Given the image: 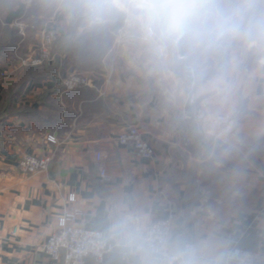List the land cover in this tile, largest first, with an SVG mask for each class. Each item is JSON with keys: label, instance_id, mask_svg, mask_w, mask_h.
I'll list each match as a JSON object with an SVG mask.
<instances>
[{"label": "crops", "instance_id": "0c3cea01", "mask_svg": "<svg viewBox=\"0 0 264 264\" xmlns=\"http://www.w3.org/2000/svg\"><path fill=\"white\" fill-rule=\"evenodd\" d=\"M44 10L24 6L9 26L26 25L29 33L0 54L9 72L0 82V264H60L42 248L58 216L73 210L81 213L76 224L100 231L111 246L93 264H137L109 239L111 220L122 212L151 222L172 215L170 236L210 245L218 264H227L234 248L258 253L254 264H264V56L254 51L256 40L241 48L237 38L225 68L202 80L170 62L156 70L136 54L112 53L117 30L100 56L68 48L54 63L52 48L28 75L10 53L18 43L27 53L40 44ZM73 28L87 29L80 22L61 27L55 44L70 41ZM37 48L23 58L37 56ZM241 49L249 59L236 62ZM76 71L91 84L68 91L63 79ZM209 82L217 86L209 90ZM131 126L153 146L150 159L117 142ZM184 132L192 139L186 147ZM24 154L51 161L26 174L18 167Z\"/></svg>", "mask_w": 264, "mask_h": 264}, {"label": "clouds", "instance_id": "9594fccd", "mask_svg": "<svg viewBox=\"0 0 264 264\" xmlns=\"http://www.w3.org/2000/svg\"><path fill=\"white\" fill-rule=\"evenodd\" d=\"M251 7L229 0H71L68 5L88 29L123 18L152 51L184 49L193 56L253 32L264 34V12L245 20V9ZM216 86L209 82L207 88ZM108 231L109 239L135 256L137 264H218L210 245L174 239L146 216L118 213Z\"/></svg>", "mask_w": 264, "mask_h": 264}, {"label": "built area", "instance_id": "2783aa9c", "mask_svg": "<svg viewBox=\"0 0 264 264\" xmlns=\"http://www.w3.org/2000/svg\"><path fill=\"white\" fill-rule=\"evenodd\" d=\"M55 40V34L52 31L45 30L37 48L38 55L22 58L20 63L31 66L41 65L50 58V51ZM6 76L7 72L0 69V81L5 79ZM90 84V78L79 71L72 72L63 79V86L68 91ZM116 140L119 144L131 148L140 158L150 159L154 154L153 146L143 138L142 133L135 126H131L120 133ZM47 141L55 142L52 136H48ZM179 141L185 147L192 143L191 137L186 132L180 134ZM95 158L100 160L102 154L100 152L95 153ZM50 161V155L38 157L24 154L18 161V167L23 173L32 174L46 170ZM100 175L102 178L105 177L103 169L100 171ZM68 201L73 202L74 195H69ZM80 214L79 210H73L58 216L57 229L48 237L42 248L52 262L93 264L94 262H100L105 253L110 250L111 246L100 231L87 229L76 224ZM172 222L173 218L170 215L168 218L157 219L151 223L163 227L170 234ZM258 259V253L234 248L231 251V260L227 264H254Z\"/></svg>", "mask_w": 264, "mask_h": 264}, {"label": "rangeland", "instance_id": "374dc122", "mask_svg": "<svg viewBox=\"0 0 264 264\" xmlns=\"http://www.w3.org/2000/svg\"><path fill=\"white\" fill-rule=\"evenodd\" d=\"M70 2L71 0H0V46L5 41L3 40L4 37L7 36L9 32L14 31L13 27H8V26L3 25L8 9H11V10L16 9L19 3H23L25 7L30 6L32 8H35V4H37L39 8L45 9L43 12L42 18H41V21L43 23L42 28H44L45 26L46 30L52 31L55 34V36L58 37V33L61 31V27L63 28L64 26H67L70 24L77 25V23L79 22L82 24L81 20L77 16L70 13L68 9V5L70 4ZM229 2L252 5L251 8L245 9V20L246 21L250 19L256 13L264 12V0H229ZM59 24L61 27H59ZM123 25H125L124 28H118L117 30V33H116L117 41H116V44L113 43L112 45L114 46L112 48V53L130 52L132 54H136L138 59H141L142 57L145 58V60L147 59V62L150 64V67L156 70L160 69L163 66L169 67V62L171 63L170 67L174 68L176 65H178V62L175 61V59H178L179 61L182 60V61H185L183 68H185L188 72H190L191 75L193 74V77L195 78V80L196 79L198 80L206 79L205 75L207 74L210 66L212 69L217 67L220 64L221 57H223L224 55H226L227 57V60L225 62V65H226L228 61V57H229L228 55L229 51L232 48L233 49L236 48L234 47V45L236 46V43L238 42L237 39H234L231 42H229L226 46L222 47L220 56L214 55L213 52L207 53L208 49L199 51L194 56L189 54L188 51L184 49H180L182 51V54H180V50H177L174 52L170 51V52L161 54V53L152 51L147 45L142 43L140 39L138 38L134 29L125 20L123 21ZM27 33L29 32H27V27L25 25V27L21 29H17L16 32H14V36L16 37V39H17V35H22V37L24 38L25 36L27 37ZM34 34L35 33L33 34L31 33L32 37L34 36ZM30 37L31 36H29V38L27 39H29V41L31 42L32 39ZM122 37L124 38L122 39ZM251 38H254V40H256L257 42L256 48L254 49V51L257 52V54L264 56V34L253 32L250 36L239 38L241 39L240 40L241 48H242L243 42H246ZM16 39L13 40V42L16 41ZM131 40H134V41L132 42ZM38 45L36 47H39ZM24 47L25 46L22 45V43H18V46L16 47L15 51L12 54L10 53V55L12 56V59L14 57L23 58L22 54L23 52H26L24 51L25 50ZM36 47L32 45L33 49H36ZM33 49L31 52L29 53L26 52V53L30 55V53L33 52ZM51 53H52V50L50 51V54ZM28 55L26 57H28ZM246 55L247 56L244 59L245 53H244V50L241 49V53L237 51V53L234 55V60L236 62H239L243 58V62L244 60L247 61L249 58H248V54ZM160 61H163L165 64L164 65L160 64L161 63ZM4 65L5 64H2L1 67L3 68H0V69H3V70L7 69L4 67ZM22 66H30V65H22ZM166 79H167V76H166Z\"/></svg>", "mask_w": 264, "mask_h": 264}, {"label": "trees", "instance_id": "16d2710c", "mask_svg": "<svg viewBox=\"0 0 264 264\" xmlns=\"http://www.w3.org/2000/svg\"><path fill=\"white\" fill-rule=\"evenodd\" d=\"M10 11H12L11 9L7 10L8 14ZM123 18H115L113 19L109 24H107L106 26H104L101 29H84L81 33H78V31L73 28V38L68 41L63 43V45H58L55 44L54 41V45H53V49H54V63H56L58 57L66 50V49H71L75 54L81 56V55H89V54H93L95 56H100L101 54H103L104 52V47H105V42L106 40H108L109 38H111L112 32H115L116 30H118V28H120L123 25ZM4 26H8L9 25L5 24ZM14 32H16V30L14 29V31L9 32L7 36L4 37L3 40H5L1 46H0V54L5 52L6 50H9L10 47H12L13 44V40L16 39V37L14 36ZM221 50L222 48H211L208 49L207 53L209 52H213L214 55L216 56H220L221 54ZM222 56V55H221ZM227 60L226 55H224L223 57H221V61L220 64L215 67V68H210L208 69L207 74L205 75L206 78L221 72L224 68H225V62ZM185 61L180 60L178 62V65L175 66L176 70H181L183 68ZM27 74L31 75L33 74V72H31V69L29 68V66L27 67ZM12 95V92L9 93V98ZM8 106H9V102H6V106H4V112H6V114H8ZM2 114H0V121Z\"/></svg>", "mask_w": 264, "mask_h": 264}, {"label": "water", "instance_id": "95a60500", "mask_svg": "<svg viewBox=\"0 0 264 264\" xmlns=\"http://www.w3.org/2000/svg\"><path fill=\"white\" fill-rule=\"evenodd\" d=\"M24 4L19 3L17 8L10 11L4 19V23L7 25H12L13 22L17 19H19L23 14ZM180 54H182V51L180 50Z\"/></svg>", "mask_w": 264, "mask_h": 264}]
</instances>
